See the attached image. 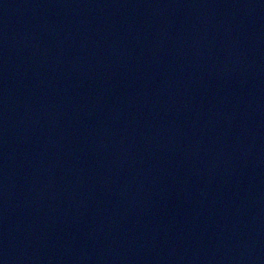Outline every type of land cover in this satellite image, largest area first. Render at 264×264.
I'll use <instances>...</instances> for the list:
<instances>
[{"label": "water", "instance_id": "1", "mask_svg": "<svg viewBox=\"0 0 264 264\" xmlns=\"http://www.w3.org/2000/svg\"><path fill=\"white\" fill-rule=\"evenodd\" d=\"M0 264H264V0H0Z\"/></svg>", "mask_w": 264, "mask_h": 264}]
</instances>
